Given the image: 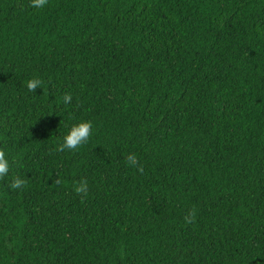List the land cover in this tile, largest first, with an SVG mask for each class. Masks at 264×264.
<instances>
[{"label": "trees", "instance_id": "trees-1", "mask_svg": "<svg viewBox=\"0 0 264 264\" xmlns=\"http://www.w3.org/2000/svg\"><path fill=\"white\" fill-rule=\"evenodd\" d=\"M30 3L0 0V264H264V0Z\"/></svg>", "mask_w": 264, "mask_h": 264}, {"label": "clouds", "instance_id": "clouds-1", "mask_svg": "<svg viewBox=\"0 0 264 264\" xmlns=\"http://www.w3.org/2000/svg\"><path fill=\"white\" fill-rule=\"evenodd\" d=\"M49 4V0H31L30 7L42 10L45 9ZM42 80L39 78H32L26 82V88L29 92H35L42 86ZM73 97L71 94H65L62 98L64 105H71ZM94 134V125L92 120H79L72 123L66 133L63 135L62 141L58 144V151H69L76 152L84 144H86L91 136ZM127 163L131 166L137 164V158L134 154H130L127 157ZM11 170V163L6 153V150L0 149V179H4L8 176ZM26 186V181L23 178L16 177L10 184L11 189L20 190ZM73 190L78 195L86 196L89 191L88 181L81 179L79 182L73 185ZM193 219L194 217V213Z\"/></svg>", "mask_w": 264, "mask_h": 264}]
</instances>
